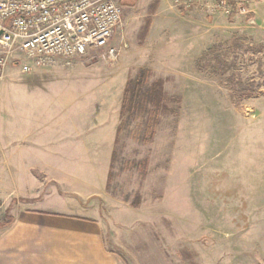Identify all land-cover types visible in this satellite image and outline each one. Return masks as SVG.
<instances>
[{"label":"rangeland","instance_id":"374dc122","mask_svg":"<svg viewBox=\"0 0 264 264\" xmlns=\"http://www.w3.org/2000/svg\"><path fill=\"white\" fill-rule=\"evenodd\" d=\"M117 1L132 6L114 40V62L99 51L27 74L19 65L0 73V220L12 218L15 204L11 146L24 143L21 129L42 123L49 147L76 142L88 147V159L105 160L95 219L107 249L126 264H264V192H250L235 168L249 160V122L264 94V45L246 20L258 0H186L199 3L188 10L164 0L161 12V0ZM220 1L230 13L207 7ZM57 63L63 74H46ZM140 69L162 82L168 110L137 115L118 134L126 84ZM35 78L37 86L26 89ZM64 79L77 84L79 110L27 108L35 91L47 89L43 80ZM101 169L92 162L61 167L70 177L63 188L96 182Z\"/></svg>","mask_w":264,"mask_h":264},{"label":"crops","instance_id":"0c3cea01","mask_svg":"<svg viewBox=\"0 0 264 264\" xmlns=\"http://www.w3.org/2000/svg\"><path fill=\"white\" fill-rule=\"evenodd\" d=\"M166 5L161 0L158 12ZM249 7L250 14L246 20L249 24L253 23V37L264 45V0L253 1ZM75 67L77 70L82 68L80 64ZM64 71L65 68L57 63L47 73L38 71L37 75H61ZM38 80H26V89L37 86ZM56 85L63 87L51 94ZM76 85L73 79L43 80L42 86L47 89L35 91L33 103L27 104V108L35 111L67 108L73 113L81 108V103L75 100L78 94ZM38 95H45V98L39 101ZM15 101L18 105L17 98ZM42 101L46 107H43ZM255 102V115L249 122L251 136L245 143L249 160H243L235 168L241 173L237 181L250 184L249 191L258 193V190L264 192V94ZM42 125L39 123L21 129L19 134L24 143L10 149V193L11 196L15 194L12 197L15 204L10 208L12 223L0 226V264H126L122 257L107 249L102 225L95 219L98 210L92 201L99 199L107 185L105 160L88 159V147L76 142L49 147L43 139L48 130ZM109 141L112 143V137ZM93 144L96 151L97 138H94ZM91 162L102 168L96 182L76 181L75 186L68 187L71 189L63 188L62 183L69 182L70 177H63L59 170L61 167L88 165Z\"/></svg>","mask_w":264,"mask_h":264},{"label":"built area","instance_id":"2783aa9c","mask_svg":"<svg viewBox=\"0 0 264 264\" xmlns=\"http://www.w3.org/2000/svg\"><path fill=\"white\" fill-rule=\"evenodd\" d=\"M195 3L176 0L175 6L188 10ZM207 7L230 13L225 1ZM124 14L117 0H0V73L19 65L27 74L54 60L83 59L99 51L114 62Z\"/></svg>","mask_w":264,"mask_h":264},{"label":"trees","instance_id":"16d2710c","mask_svg":"<svg viewBox=\"0 0 264 264\" xmlns=\"http://www.w3.org/2000/svg\"><path fill=\"white\" fill-rule=\"evenodd\" d=\"M152 71L149 69H140L136 75L131 78L125 87L121 105V124L118 128V134L128 125L129 121L140 114L157 113L160 110H168L166 105L167 98L165 96L162 82H151ZM173 99V98H172ZM176 103L180 99H174ZM12 223V218L0 226H7Z\"/></svg>","mask_w":264,"mask_h":264}]
</instances>
